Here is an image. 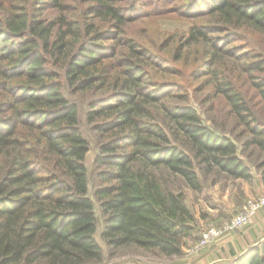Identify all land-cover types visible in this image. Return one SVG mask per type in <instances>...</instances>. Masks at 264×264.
Returning <instances> with one entry per match:
<instances>
[{
  "label": "trees",
  "instance_id": "trees-1",
  "mask_svg": "<svg viewBox=\"0 0 264 264\" xmlns=\"http://www.w3.org/2000/svg\"><path fill=\"white\" fill-rule=\"evenodd\" d=\"M137 1L82 0L73 14L64 0H0V264L99 263L130 244L177 255L196 221L183 186L202 191L212 171L252 180L235 140L206 124L180 91L188 85L157 78L146 60L160 56L126 35ZM199 4L209 21L193 24L185 43L201 42L210 55L192 75H210L226 116L247 135L245 147L257 149L264 182V122L234 74L247 71L264 101V53L225 47L240 31L264 34V0L188 7ZM82 103L100 136V226ZM226 264H264V239Z\"/></svg>",
  "mask_w": 264,
  "mask_h": 264
},
{
  "label": "rangeland",
  "instance_id": "rangeland-1",
  "mask_svg": "<svg viewBox=\"0 0 264 264\" xmlns=\"http://www.w3.org/2000/svg\"><path fill=\"white\" fill-rule=\"evenodd\" d=\"M64 2L72 6L71 12L73 14H80L81 8L84 6L82 0H64ZM120 2L130 3V0H120ZM137 2V9L127 13L130 21L125 26L126 35L160 56L157 63H154L151 59L146 60L156 71L157 78L160 80H175L188 85L186 92L185 90L180 91L189 94L190 103L198 110L206 124L222 130L235 140L240 155L251 166L253 178L250 182H247L244 181L245 179L233 178L227 174L218 176L216 172L212 171L204 180L202 191H195L183 186L187 203L194 211L196 221L193 222L195 228L192 236L194 237L192 239L188 236L189 238L184 239L183 251L180 254L165 255L158 253L156 250L144 249L130 244L119 247L112 255H109L107 251L103 261L91 264H226L228 260L211 263V260H207L206 255L209 251L224 244L228 237L241 233L250 225L256 223L259 212L264 208L253 216L250 224L228 230L202 247L197 248L196 246L210 226H222L225 222L235 218L250 198L264 195V182L255 164L256 160H259L258 151L254 146L245 147L247 135L242 134V126L234 123L233 118L226 116L221 94L212 93L214 91L212 90L213 84L210 75L197 77L192 75L202 61L209 57L210 52L208 51L209 47L201 42L186 45L185 36L193 24L209 21L207 7L200 4L188 7L189 0H138ZM240 34H237L238 39L225 47L235 45L239 53L245 54L249 51V46H254L264 53V34L250 31H240ZM112 42V39L104 40L106 46H110ZM223 44L225 45L222 42ZM123 48H125L123 44L116 43L117 50ZM115 58L110 57L108 61L113 62L116 60ZM230 58L232 57L229 55L222 57L223 60H228V63L231 61ZM203 69L207 70L206 67H203ZM234 74L240 89L248 97L253 111L264 122V101H262L258 91L253 86L249 73L237 69ZM77 95L80 97L85 96L82 92ZM174 99L178 102H184L181 97H175ZM87 107V103H82L80 111L82 127L91 145L87 154L90 176L89 194L95 200L100 226L103 221V213L95 197V188L98 184L97 170L99 168L95 163V156L98 151L100 136L98 132L93 130V125L85 120L84 111ZM222 125L224 127L221 129ZM214 178L216 179L213 181ZM222 191L228 192V197L225 199L227 203L223 199ZM260 220L264 221V215L260 217ZM260 229L261 232L256 242L264 239V226ZM99 232L98 230V237L100 236Z\"/></svg>",
  "mask_w": 264,
  "mask_h": 264
},
{
  "label": "crops",
  "instance_id": "crops-1",
  "mask_svg": "<svg viewBox=\"0 0 264 264\" xmlns=\"http://www.w3.org/2000/svg\"><path fill=\"white\" fill-rule=\"evenodd\" d=\"M244 181L250 182V180H244ZM222 193H223L222 194L223 199L225 201V199L228 197V192L222 191ZM262 215H264V210L259 212L256 218V223L250 225L247 229H245L241 233H237L228 237L224 244H221L219 247L214 248L212 251H209V253L206 255L207 260L208 261L211 260V263L225 261V260L230 261L235 257L241 255L244 251H246L259 238V233L261 232L260 228L264 226V221L260 220V217Z\"/></svg>",
  "mask_w": 264,
  "mask_h": 264
},
{
  "label": "built area",
  "instance_id": "built-area-1",
  "mask_svg": "<svg viewBox=\"0 0 264 264\" xmlns=\"http://www.w3.org/2000/svg\"><path fill=\"white\" fill-rule=\"evenodd\" d=\"M264 208V195L250 198L244 205L241 212L230 221L225 222L222 226H210L203 234L200 243L197 244V248L210 243L214 238L222 235L228 230H232L236 227L248 225L252 222L253 216Z\"/></svg>",
  "mask_w": 264,
  "mask_h": 264
}]
</instances>
